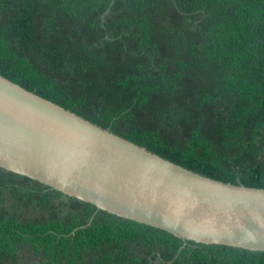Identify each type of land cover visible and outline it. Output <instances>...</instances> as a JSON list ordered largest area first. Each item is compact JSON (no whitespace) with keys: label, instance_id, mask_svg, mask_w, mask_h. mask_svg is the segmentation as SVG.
<instances>
[{"label":"trees","instance_id":"obj_1","mask_svg":"<svg viewBox=\"0 0 264 264\" xmlns=\"http://www.w3.org/2000/svg\"><path fill=\"white\" fill-rule=\"evenodd\" d=\"M110 2L0 0V75L192 172L264 189V0H115L102 22ZM182 246L0 167V264H264Z\"/></svg>","mask_w":264,"mask_h":264},{"label":"water","instance_id":"obj_2","mask_svg":"<svg viewBox=\"0 0 264 264\" xmlns=\"http://www.w3.org/2000/svg\"><path fill=\"white\" fill-rule=\"evenodd\" d=\"M0 167L96 210L164 230L183 246L264 251L263 188L192 172L1 75Z\"/></svg>","mask_w":264,"mask_h":264}]
</instances>
